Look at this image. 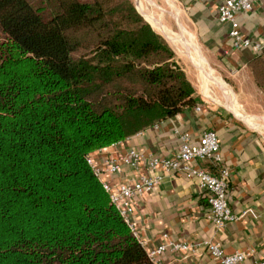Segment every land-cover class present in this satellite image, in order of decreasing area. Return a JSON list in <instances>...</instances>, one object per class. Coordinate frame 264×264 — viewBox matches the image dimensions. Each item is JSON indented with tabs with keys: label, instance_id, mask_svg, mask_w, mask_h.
<instances>
[{
	"label": "trees",
	"instance_id": "trees-1",
	"mask_svg": "<svg viewBox=\"0 0 264 264\" xmlns=\"http://www.w3.org/2000/svg\"><path fill=\"white\" fill-rule=\"evenodd\" d=\"M195 93L133 0H0V264H157L89 157Z\"/></svg>",
	"mask_w": 264,
	"mask_h": 264
},
{
	"label": "crops",
	"instance_id": "crops-1",
	"mask_svg": "<svg viewBox=\"0 0 264 264\" xmlns=\"http://www.w3.org/2000/svg\"><path fill=\"white\" fill-rule=\"evenodd\" d=\"M223 1L138 0L147 16L156 20L148 17V22L152 26L158 24L172 42L177 58L196 90L197 101L176 116L124 140L121 145L96 151L94 158L97 164L103 165L108 157L125 153L129 148L172 156L180 148V132L190 133L192 142L199 143L205 130L217 131L225 165L231 172L230 206L235 213L249 211L248 214L217 229L208 219V191L185 174H167L153 191L135 198L131 219L137 236L148 251L171 241L202 243L214 240L226 253L255 249L245 262L254 264L264 259V130L247 123L264 120V96L260 91L259 102L257 93L254 97L253 92H249L253 87L259 89L249 65L257 53L251 47L236 48L233 45L230 25L218 18V6ZM238 19L245 36L264 44V0H254L253 9L241 12ZM226 77L238 94L237 113L228 107L230 101L218 97L219 89L215 85L225 84ZM208 94L214 97L210 98ZM197 165L216 172L207 160H200ZM138 175L137 171L124 165L120 175L104 174L103 177L118 185L131 183ZM159 264L219 263L201 245L189 253L169 249L162 254Z\"/></svg>",
	"mask_w": 264,
	"mask_h": 264
},
{
	"label": "built area",
	"instance_id": "built-area-1",
	"mask_svg": "<svg viewBox=\"0 0 264 264\" xmlns=\"http://www.w3.org/2000/svg\"><path fill=\"white\" fill-rule=\"evenodd\" d=\"M253 3L254 0H224L218 6V18L220 22L230 25L229 36L236 48L251 47L256 53H260L264 50L263 42L245 36L238 19L241 12H248L253 9ZM180 139V148L172 156H163L152 151L129 148L125 153L108 157L103 165L97 164L94 155L89 157L90 164H92L96 174L110 192L112 202L120 210L135 234V224L131 219L135 211V198L153 191L167 174H185L189 178L196 179L201 189L208 191V219L217 229L225 228L229 222L236 221L249 212L243 211L238 214L230 206L228 190L231 182V172L225 165L217 131L213 129L205 130L201 134L199 143H193L191 134L188 132H180ZM122 143L123 141H120L114 145H121ZM200 160L209 161L216 172L213 173L199 167L197 163ZM124 165L139 173L137 179L133 182H121L114 185L103 177L104 174L120 175L123 172ZM201 245L206 247L207 251L219 264H245L246 260L255 253L253 248L226 253L219 242L205 240L202 243L189 241L161 243L151 249L149 255L159 264L162 254L169 249L189 253L196 251ZM254 264H264V259L256 261Z\"/></svg>",
	"mask_w": 264,
	"mask_h": 264
},
{
	"label": "rangeland",
	"instance_id": "rangeland-1",
	"mask_svg": "<svg viewBox=\"0 0 264 264\" xmlns=\"http://www.w3.org/2000/svg\"><path fill=\"white\" fill-rule=\"evenodd\" d=\"M134 1V3L136 4V5H138L139 6V12L144 16V18L148 21L149 19H148V17H150L152 20H154V18H152L151 16H147L148 14H147V11H146V9L145 8H141L140 7V5H139V3H138V0H133ZM137 7V6H136ZM155 22H156V20H154ZM153 28L156 30V31H158L160 34H162L166 39H167V37L163 34V32L161 31V29H160V27H158V24L157 25H153ZM168 41H169V43L171 44V46H172V42L169 40V39H167ZM173 47V46H172ZM253 75V74H252ZM253 78H254V76H253ZM226 83L224 84V83H222L221 82V84L222 85H215V87H218V89H219V94H218V97L223 101V99H226V100H228V101H230V104H229V108L231 109V110H233V111H235L236 113L238 112L237 110L239 109V106H238V104H237V102H238V94H237V91H236V89L233 87L234 86V84L233 83H231L230 82V79L228 78V77H226ZM254 83L258 86V90H256V89H254V87H253V89H249V92H253V95L255 94L256 95V93H257V95H256V97H258V100H259V102L261 101V97H262V94H261V92L260 91H262V93H263V96H264V91L262 90V88L256 83V81H255V79H254ZM254 83H253V85H254ZM228 84H229V87H228ZM227 85V86H226ZM227 87V88H226ZM207 94V93H206ZM209 95V94H208ZM255 95H254V97H255ZM211 96V97H210ZM209 97L210 98H212V97H214V96H212V95H209ZM264 98V97H263ZM261 108V107H260ZM249 126H251V127H253V128H256V129H258V130H264V120H261V121H258V122H255V123H247Z\"/></svg>",
	"mask_w": 264,
	"mask_h": 264
}]
</instances>
